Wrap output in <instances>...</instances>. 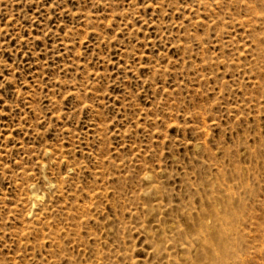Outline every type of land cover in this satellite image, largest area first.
Masks as SVG:
<instances>
[{"label": "rangeland", "instance_id": "rangeland-1", "mask_svg": "<svg viewBox=\"0 0 264 264\" xmlns=\"http://www.w3.org/2000/svg\"><path fill=\"white\" fill-rule=\"evenodd\" d=\"M0 264H264V0H0Z\"/></svg>", "mask_w": 264, "mask_h": 264}]
</instances>
